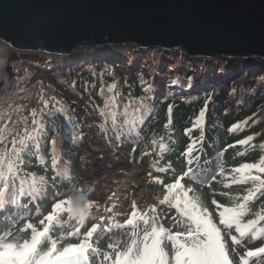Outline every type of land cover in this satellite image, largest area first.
Here are the masks:
<instances>
[{
  "label": "trees",
  "instance_id": "16d2710c",
  "mask_svg": "<svg viewBox=\"0 0 264 264\" xmlns=\"http://www.w3.org/2000/svg\"><path fill=\"white\" fill-rule=\"evenodd\" d=\"M105 43L107 44L104 51L113 53L118 58H130L128 46L134 47L135 50L139 49L135 42L130 41ZM92 45L89 47H94ZM86 49H88L86 46L77 48L71 55L64 57L49 53L14 50L0 41V127L7 125L9 129H15L11 134L5 133L8 138L7 146L10 148L12 137L26 127L22 121L17 123L20 117L28 118L27 127L30 129L31 110L41 106V97L54 98L61 102L75 123V135L78 137L73 139L71 132L65 130L63 139L60 141L62 147L59 148L58 166L57 169H53L50 141L55 132L46 127L45 134L40 141V152L33 151L31 156L24 155L25 163L21 166L22 176L29 173L45 176L47 178L46 191L42 189L35 202L28 197H21V203L26 205V208L8 205L5 209H0V235L11 231L13 235L8 239L19 238L22 241L30 238L31 230L21 232L20 229L27 222H31L37 228L42 227L39 221L51 210V205L55 200L69 195L76 188L87 192L88 200H97L98 190L94 184L84 186L78 178V172L84 167L83 154L88 151L85 147L89 139L93 144L111 148L110 154L121 164L130 166L138 162L148 173H151L150 181L146 186L147 197H156L158 203V200L163 198L164 189L163 185L156 183L154 178L160 177L164 183H171L180 176L187 167L182 153L193 138H198L203 133V142L197 145L199 151L193 152L194 157L199 155L193 167L204 183L203 185L193 184L188 178H185L182 183L192 184L210 211H213L210 206L213 198L222 204L231 203L228 197L220 193L228 192L233 197L245 193L246 189L251 186L250 184L225 187L230 177L220 175L219 166L222 163L227 174L231 168L241 163L258 162V159L264 156V148L260 147L264 140L255 141L264 131V93L261 91L253 93L256 86L264 87V72L253 73L245 86L237 88L235 100L241 99L243 93L246 92V107L240 106L237 102L234 103L232 110H228V101L234 93L235 84L230 88H224L221 82L212 84L203 76L195 89L194 87L189 89V85L203 69L218 75L226 67L224 65L234 64L230 62L231 60L218 58L216 63L213 62V66L201 68L199 65L209 60H199L198 66H195L191 64V60L186 58L182 52L184 49L179 46L175 59L180 56L184 58L179 70L171 65L168 69H160L158 64L166 63V61H159L157 57H154L153 64L156 67L154 73H151L148 72L152 69L148 62H141L138 67L136 65L128 67L117 58H106L107 56H100L102 59L98 58L96 54L99 52L85 53ZM148 51L150 48L146 52ZM151 51L154 54L161 49L155 48ZM88 55L92 56L75 60L80 56ZM237 62L240 60L238 59ZM261 63L260 67L256 66V68H262L264 63ZM214 66L217 67L215 70ZM227 69L231 73V70ZM215 79L217 81L220 76H215ZM112 83L117 85L116 91L120 92L119 111L123 110L122 103L127 100L129 94L136 98L143 97L149 106L148 110L144 111L143 122L138 123L132 131H129L127 127L114 129L111 120L106 121L99 115L104 103V96L100 94V90L103 88L105 95L113 94L107 91V86ZM149 85L151 89L146 92L145 89ZM169 105L172 106L170 114L172 124L165 128L169 119ZM49 106L51 107V104ZM202 109L205 111L202 127L193 129L191 135L186 134L185 129L192 128L193 121ZM249 117L252 119L248 120L247 126L239 131H229L233 124L245 121ZM60 120L63 121V117H60ZM64 124L66 125L67 122L64 121ZM249 135L254 136L252 144L255 147L236 144V141ZM161 138L168 145V151L162 155L158 147ZM153 140L157 143L153 144ZM228 145H235V147H228ZM2 148L3 145H0V149ZM239 153L246 154L240 155ZM39 156H43V159H38ZM161 167H168V171H157V168ZM65 175L70 176L71 180L64 179ZM213 175L216 176L215 180L211 179ZM95 184L98 185V183ZM56 192L63 195L56 196ZM149 205L152 204L148 203L144 209ZM109 207L106 204L102 205L101 209L104 211ZM250 207L253 212L264 208V196H259ZM37 209L40 210L39 214H37ZM157 210L159 211V207ZM113 214L105 213V221H109L107 217L109 215L113 217ZM250 218L254 217L249 215L245 219ZM60 219L63 227H56L53 230L54 238L62 232L69 231V226L75 223V219H70L67 213H64ZM175 225L184 227V224L180 222ZM113 232L100 235L95 244L100 249V255L93 256L91 264L100 263L103 254L112 251L108 248L109 243L119 245L120 236ZM68 238L61 241V245L65 244Z\"/></svg>",
  "mask_w": 264,
  "mask_h": 264
},
{
  "label": "snow or ice",
  "instance_id": "6c2138e0",
  "mask_svg": "<svg viewBox=\"0 0 264 264\" xmlns=\"http://www.w3.org/2000/svg\"><path fill=\"white\" fill-rule=\"evenodd\" d=\"M116 88L115 83L107 86L108 93H113L111 95H105L103 88L100 90V94L104 96V103L99 115L106 121L111 120L114 129L127 127L129 131H132L138 123L143 122L144 111H147L149 106L143 97L136 98L129 94L127 100L122 103L123 110L119 111L120 92L116 91ZM150 89L151 85L145 91ZM40 105L38 109L31 110L30 129L27 127V117H20L17 121V123L22 121L26 127L12 137L10 148L7 146L8 138L5 133L11 134L15 129H9L7 125L0 127V145H3L0 149V209H5L8 205L26 208L27 206L21 203V197H28L35 202L42 189L46 191L45 176H38L35 173L21 175V166L25 163L23 156H31L33 151L40 152V141L46 127L55 132L50 141L53 169H57L58 166L59 148L62 147L60 141L63 139L65 130L71 132L73 139L78 138L75 135V123L60 101L41 97ZM171 111L172 106L169 105V119L165 128L172 124ZM60 117H63V121ZM204 117L205 111L202 109L193 121L192 128L185 129V133L191 135L193 129L202 127ZM249 119L252 118L233 124L229 131L241 130L247 126ZM64 121L67 122L66 125ZM253 123H255L254 120ZM253 140L254 136L249 135L236 141V144L255 147L252 144ZM202 142L203 133L200 137L193 138L186 146L182 155L185 157L187 167L173 182L164 183L160 177L154 178L155 182L162 184L164 189L163 198L158 200V205L152 204L142 210L136 201H132L127 213L121 211L118 214L127 215L122 223L109 215L107 219L111 223L105 225L103 223L105 216H100L98 222H92L94 218L92 209L93 207L99 209L100 205L88 200L84 206L87 212H81L80 218L75 219V224L69 226V231L62 232L54 238L52 232L56 227H63L60 218L67 213L70 204L69 195L63 196L55 200L51 210L39 221L42 227L37 228L31 222H27L20 229L21 232L31 230L30 238L22 241L19 238L8 239L13 235L11 231L0 235V264H91V258L100 255V249L93 241L94 234L100 236L102 233L112 231L113 228L126 227L131 228L130 242L123 249L109 243L108 248L112 251L103 254L100 264L105 262L108 264H250L253 258H255V264H264V243L247 249L243 254L237 250L246 238L250 241L264 238V208L253 212L250 207L259 196H264V156H261L258 162L241 163L231 168L227 174L221 163L219 174L230 177L225 187L248 184L251 186L243 195L233 197L228 192L220 193L228 197L231 203L222 204L213 198L211 204L215 208L210 211L196 188L192 184L182 183L185 178L191 180L193 184L203 185L204 183L193 167L194 162L199 159V155L194 157L193 152L199 151L197 145ZM152 143L156 144L157 141L153 140ZM158 147L161 155L168 151V145L163 142V138ZM228 147H235V145H228ZM260 147L264 148V143ZM38 159L42 160L43 156H39ZM157 171L167 172L168 167L157 168ZM64 179L70 181L71 177L65 175ZM211 179L215 180L216 176L213 175ZM76 189L81 191L79 188ZM55 195L63 194L56 192ZM158 206H167L168 209L175 210L177 216L174 219L184 224V231L173 232L171 228L166 227L157 211ZM39 211L37 209V214ZM104 211L111 213L113 209L105 208ZM249 215L254 218L245 219ZM66 237L74 238L76 242L61 245L60 242Z\"/></svg>",
  "mask_w": 264,
  "mask_h": 264
},
{
  "label": "water",
  "instance_id": "95a60500",
  "mask_svg": "<svg viewBox=\"0 0 264 264\" xmlns=\"http://www.w3.org/2000/svg\"><path fill=\"white\" fill-rule=\"evenodd\" d=\"M89 39L264 58V0H0V41L14 50L63 55Z\"/></svg>",
  "mask_w": 264,
  "mask_h": 264
},
{
  "label": "rangeland",
  "instance_id": "374dc122",
  "mask_svg": "<svg viewBox=\"0 0 264 264\" xmlns=\"http://www.w3.org/2000/svg\"><path fill=\"white\" fill-rule=\"evenodd\" d=\"M5 44L4 42H2ZM93 44V45H92ZM107 43L105 42H98L94 43L91 39L88 40V42L85 44L86 49L85 53H90L92 52H99V54H96L98 58H101L102 56H107L110 57V52H105L104 48ZM6 45V44H5ZM92 45L94 47L90 48L89 46ZM7 46V45H6ZM83 46V47H85ZM100 46V47H99ZM104 46V47H103ZM80 46L79 48H81ZM139 49L135 50L134 47L130 48L128 46V56L130 58H123L120 57L118 58L117 56H114L113 53H111V56L113 58L119 59L118 61H123L128 67L135 66L138 67L141 62L145 63L148 62L151 65V68L148 72L154 73L155 67L153 64V58L157 57V60H165L166 63L163 64H158L160 69H168L169 67L173 66L174 69L179 70L180 69V64L183 62L184 58L183 56L178 57V59H175V53L177 50L175 49H164L163 51H159L158 53L152 54L151 49H155L156 47H150V46H137ZM150 48V51L146 52L147 49ZM83 51V50H82ZM68 53L63 54L64 57H67L69 55H66ZM135 54V56H134ZM71 55V54H70ZM142 55V56H141ZM92 55H88L90 57ZM101 56V57H100ZM134 56V57H133ZM137 56V57H136ZM84 58H86L84 56ZM188 60H191V64L198 66L199 60H204V57H198V56H186ZM209 58H213L214 61H216L218 58H224L227 60H231L230 62L234 64H227L224 65L226 66L220 71V74L214 75L213 72L206 71V69L202 70V73H198L197 76L190 82L189 89L196 88V86L199 85L201 82V79H203V76H205V80L210 81L212 84L215 83L214 78L209 76H220L221 82L223 83L224 88H230L231 85H234V93L230 100H233V105L234 103H237L242 106L246 107L247 104V94L246 92L243 93V97L239 100H235V93L237 91L238 87H243L245 86L246 82L251 79V76H253V73H258L259 72H264V66L262 68H256V66L260 67L261 59L258 58H250L247 56H236V55H225V54H218V55H213ZM245 58L249 60V62H241L247 61ZM102 59V58H101ZM240 60V62H237V60ZM212 60V59H211ZM216 63V62H215ZM213 63L210 62H202L199 67H205V66H212ZM171 65V66H170ZM215 67V66H214ZM172 68V69H173ZM229 68L231 70V73L228 72ZM158 69V67H157ZM214 69V68H213ZM257 69V70H256ZM215 70V69H214ZM229 75V76H228ZM228 78L223 82L225 78ZM200 78V79H199ZM264 86V85H263ZM233 88V87H232ZM259 91L264 93V87L261 88L260 85L256 86L253 90V93L256 94ZM228 101V103L230 102ZM264 140V131L263 133L256 138L255 141H263ZM88 151H84V167L78 172V178L79 180L86 186L87 184H94L95 188L98 190L97 191V200L95 201L100 205V208L97 209L96 207H93L92 212H93V220L92 222H98L100 216H104L106 213L101 209L102 205H109V208H112L113 211L111 213L113 214V217L118 220L120 223L123 222L124 219L127 218V215H118L121 211L124 213H127L128 210H122V202L123 200H126L130 192L134 194L133 196L136 198V203L140 209H144L148 203L151 204H157V199L154 196H148L147 197V190L146 186L148 182L150 181V175L147 172L146 169L142 167L138 162H134L130 166H126L124 164H121L117 159H114L110 152L112 151L111 148L104 147L99 144H93L90 139L87 140V146L85 147ZM135 169L134 174L131 177H126V172ZM95 183H98L96 185ZM113 194H115L113 196ZM111 197V199H109ZM210 206L212 207V210H214L215 206L211 204ZM159 211L158 213L160 214L161 221L165 224L166 227L171 228L173 232L176 231H184V227H178L175 225L177 221L174 219L177 214L175 210L173 209H168L167 206H158ZM109 213V214H111ZM151 214V213H150ZM105 225H108L111 223V221H104L103 222ZM75 224V223H74ZM73 224V225H74ZM70 225V224H69ZM141 227L143 225L141 224ZM112 231L115 232V235L120 236V243L118 245L119 248L123 249L124 246L130 242V236L129 233L131 232L130 227L126 228H113ZM113 232V233H114ZM235 234V233H233ZM100 236H97L94 234L93 236V241L96 244L97 240L99 239ZM66 243L68 242H76L74 238H68ZM65 243V244H66ZM261 243H264V238L258 241H250L249 239H245L243 241V244L241 246H238V251L243 254L247 249L249 248H254L257 246H260ZM170 248V245H169ZM95 264H100V263H95ZM105 264H108V262H105ZM250 264H255V258H253L252 261H250Z\"/></svg>",
  "mask_w": 264,
  "mask_h": 264
},
{
  "label": "clouds",
  "instance_id": "9594fccd",
  "mask_svg": "<svg viewBox=\"0 0 264 264\" xmlns=\"http://www.w3.org/2000/svg\"><path fill=\"white\" fill-rule=\"evenodd\" d=\"M70 204L67 214L70 219L80 218L81 212L86 213L85 204L88 201V193L75 189L69 194Z\"/></svg>",
  "mask_w": 264,
  "mask_h": 264
},
{
  "label": "bare ground",
  "instance_id": "6f19581e",
  "mask_svg": "<svg viewBox=\"0 0 264 264\" xmlns=\"http://www.w3.org/2000/svg\"><path fill=\"white\" fill-rule=\"evenodd\" d=\"M72 53L66 54V55H70ZM57 55H61V54H57ZM261 59V61L264 63V58L263 57H259ZM250 63V62H249ZM135 172V169L130 170L128 172H126V177H131ZM134 194H132V192H130L129 197L126 200H123V204H122V210H128L130 209V205L132 201H136V198L133 196ZM170 249V248H169Z\"/></svg>",
  "mask_w": 264,
  "mask_h": 264
}]
</instances>
